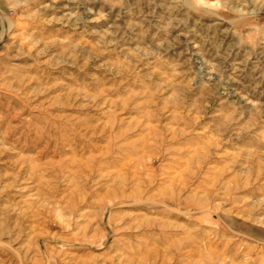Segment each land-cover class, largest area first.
I'll return each instance as SVG.
<instances>
[{"label": "rangeland", "instance_id": "obj_1", "mask_svg": "<svg viewBox=\"0 0 264 264\" xmlns=\"http://www.w3.org/2000/svg\"><path fill=\"white\" fill-rule=\"evenodd\" d=\"M0 264H264V0H0Z\"/></svg>", "mask_w": 264, "mask_h": 264}]
</instances>
